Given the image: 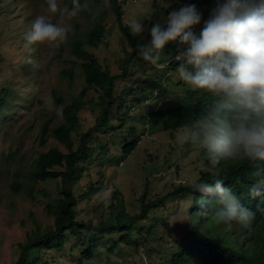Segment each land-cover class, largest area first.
I'll return each mask as SVG.
<instances>
[{"label":"rangeland","instance_id":"rangeland-1","mask_svg":"<svg viewBox=\"0 0 264 264\" xmlns=\"http://www.w3.org/2000/svg\"><path fill=\"white\" fill-rule=\"evenodd\" d=\"M80 2H87L89 7L71 20L65 17L72 26L66 43L59 47L37 43L26 49L23 37L35 18L47 15L51 22L59 23L60 13H49L47 0H0V96L3 89L11 92L8 106L0 108V264H12L18 259L19 243L25 242L38 225L44 231L54 224L48 204L59 199L60 180L39 182L34 185L33 192H29V172L41 152L51 147L67 151L50 134L46 142L41 143V129L49 121L50 130H53L62 120L61 106L71 102L85 85L70 43L73 38L83 36L95 15L100 13H105L108 37L106 42L87 49L112 75L118 76L111 103L114 108L111 114L118 120L110 121L113 131L107 128L94 131L97 139L90 140L89 144L95 151L108 142L111 144L112 140L118 145H111L109 151L97 152L94 161L84 165L85 170L75 186L79 200L78 219L92 220L94 226L101 221L114 223L118 213L112 209L113 204L120 202L121 216L129 220L149 202L164 200V203L136 223L130 233L132 238H127L126 231L102 235L94 229L93 234L97 235L93 237L95 256L90 260L83 259L81 254L92 241L83 245L77 237L67 233L66 250L47 251L37 264H175L171 260V248L195 226L191 210L194 197L176 192L178 188L192 186L200 177V170H208L210 163L201 156L199 148L185 139L186 128L165 131L151 126L146 117L150 106L169 107L181 99L190 102L192 88L179 78L176 60L187 45L169 42L155 66L140 55L135 61L126 62L137 47L120 31L107 0ZM57 3L61 10L72 8V0H57ZM121 3L125 24L131 19L143 21L145 31L136 36L139 45L149 44L151 27L157 22L165 24L169 13L183 5L182 0H121ZM210 18H203L193 31L197 37ZM58 95L62 97V105L55 99ZM85 100L87 105L79 113L81 129L73 134L75 149L81 144V134L95 129L103 110L102 90L92 89ZM121 102L123 105L118 109ZM132 127L135 131L130 135ZM125 137L139 139L137 148L128 156L121 153ZM63 170V167L56 168V171ZM15 180L21 182L19 192L11 187ZM87 192L90 195L85 197ZM201 223L199 221V225ZM230 226L213 222L211 233L217 229L225 242L236 248V240L246 245L248 238L239 225ZM91 233L83 231V235Z\"/></svg>","mask_w":264,"mask_h":264},{"label":"trees","instance_id":"trees-1","mask_svg":"<svg viewBox=\"0 0 264 264\" xmlns=\"http://www.w3.org/2000/svg\"><path fill=\"white\" fill-rule=\"evenodd\" d=\"M182 1L183 5L181 7L195 5L199 9L198 11L201 13L202 19L212 16L218 3V0ZM107 2L116 16L120 31L126 36L131 45L137 47L139 39L130 33L127 24L124 22V11L121 0H107ZM219 2L225 3L226 0H219ZM197 26H194L192 31H195ZM107 37L105 13H100L96 14L95 18H93L90 29H87L83 36L73 38L70 43L71 53L80 63L85 85L81 92L69 103L62 105V97L59 95L55 97L58 104L62 105L60 109L62 120L53 130H50V122H46L42 126L40 134L41 143H45L47 136L50 134L67 151H62L59 147H51L45 152H41L34 161L32 170L29 172L27 184L29 192H33L34 185L39 182L48 179L60 180L59 199L55 203L48 204V210L54 218V224L44 231L38 225L34 231L29 233L27 240L19 243V257L12 264H37L39 257L43 256L47 251L53 249L66 250L67 233H71L77 237L83 245L88 240L92 241L81 254L83 259L90 260L95 256L94 239L97 238V235L93 234L94 229L99 230L98 234L102 235H106L109 232L122 233L126 231L127 238H132L130 233L136 223L146 219L151 209L161 207L164 203V200L149 202L143 205L142 211L138 215L133 216L129 220L122 218L123 212L120 209V202L113 204L112 209L118 213L117 220L114 223L109 220L106 222L101 221L100 224L94 226L92 220L82 221L78 219L79 210L77 205L79 200L75 192V186L85 170L84 165L92 163L97 152L109 151L111 145L117 144V142L112 140L111 144L109 142L108 144H104V148L98 149V151H95L89 144L90 140L97 139L93 135L94 131L99 128H107L113 131L114 127L110 121L112 119L118 120L117 116L111 114V111L114 109L112 108L113 104H111L114 97V85L118 76L112 75L108 69L102 66L97 56L87 49L88 46L97 47L101 43L106 42ZM139 55L137 48L126 62L128 60L130 62L135 61ZM179 63L180 61H178ZM171 67L175 68V65ZM96 87H99L103 92V100L101 102L103 106L102 113H100L96 120L95 129L81 134V144L75 149L73 134H77L81 129L79 113L87 105V101L85 100L86 95ZM190 94L189 103L185 99H181L180 102L174 101L169 107L155 108L154 106H150L146 117L149 124L165 131H178L186 128L212 102V97L203 90L192 89ZM10 95L11 92L7 89L2 90L0 108L8 106ZM123 102L118 106V109L122 107ZM134 131L135 128H130V135ZM127 137H125L126 141L124 145H121V153L125 156L133 154L139 143V139L128 140ZM200 154L210 163L204 150L200 149ZM57 167H63L64 170L56 171ZM218 167L220 169L219 178L224 181V186L231 188L240 203L255 214L251 224L247 227L236 222L231 224L239 225L238 227L242 234L248 238L247 244L245 245L243 242L240 243L236 240L234 242L237 246L236 248L233 245L227 244L217 229L214 231V234L211 233L210 226L213 224V221L205 215V212L209 207V202L214 197L211 193L202 192L193 187L194 184L198 183H214L213 180L216 177L212 174V165L210 163L208 170H200V177H198L192 186L187 185L178 188L176 192L178 195L186 194L194 197V206L191 210L195 226L191 231L182 236L179 242L175 244V247L171 248V260L175 264H264V186L257 188V194H253V188L257 184V181L252 177L255 165L251 162H241L235 165L221 162ZM21 186V182L18 180H15L11 184L14 192H19ZM89 195L90 192H87L85 197ZM199 221H202L201 225H199ZM84 230L92 231V233L90 236L88 234L83 235ZM235 230L238 234L237 227ZM94 236L95 238H93ZM32 252H34L33 257H31Z\"/></svg>","mask_w":264,"mask_h":264},{"label":"clouds","instance_id":"clouds-1","mask_svg":"<svg viewBox=\"0 0 264 264\" xmlns=\"http://www.w3.org/2000/svg\"><path fill=\"white\" fill-rule=\"evenodd\" d=\"M88 3L72 0L71 10H61L57 0H47V11L60 13V22L39 15L23 39L24 47L34 44L60 45L67 42L72 26L66 22L87 10ZM201 13L195 5L173 10L165 24L150 29L151 41L137 45L142 59L157 65L169 42L187 45L176 60L179 78L192 89L212 97L210 105L186 126L185 139L206 152L212 165L214 183L193 187L214 197L205 212L216 225L233 222L249 226L254 213L244 207L231 188L219 178L221 162L233 165L251 162L257 188L264 186V0H227L220 3L197 37L192 31L200 24ZM166 25V26H165ZM133 36L145 31L143 21L131 19ZM194 69L195 71L193 72Z\"/></svg>","mask_w":264,"mask_h":264}]
</instances>
